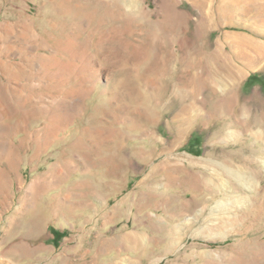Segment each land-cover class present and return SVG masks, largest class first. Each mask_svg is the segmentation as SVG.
<instances>
[{
	"label": "rangeland",
	"instance_id": "374dc122",
	"mask_svg": "<svg viewBox=\"0 0 264 264\" xmlns=\"http://www.w3.org/2000/svg\"><path fill=\"white\" fill-rule=\"evenodd\" d=\"M65 1L0 0V264H108L115 221L142 238L124 242L123 264H262L264 153L250 166L234 158L264 149L250 136L264 144V59L250 49L242 64L237 49L264 45L254 12L264 0ZM228 62L242 71L234 92L254 127L220 140L226 118L209 116L232 82ZM193 72L222 85L215 96L201 86L200 112L173 143L194 87L179 78ZM144 213L156 240L148 262L130 253L145 247L130 232ZM178 225L188 237L165 251Z\"/></svg>",
	"mask_w": 264,
	"mask_h": 264
},
{
	"label": "bare ground",
	"instance_id": "6f19581e",
	"mask_svg": "<svg viewBox=\"0 0 264 264\" xmlns=\"http://www.w3.org/2000/svg\"><path fill=\"white\" fill-rule=\"evenodd\" d=\"M66 1H68L71 4H73V3H78V4L82 3L84 5L86 4L87 5L86 7L89 6V7H93L95 9H98V10H103L106 8H108V9L111 8L113 10H117L120 7L119 0H66ZM238 1L243 2L245 0H238ZM253 1H262V0H253ZM258 7H260V9H256L254 11L256 14V17L264 18V5H258ZM111 13H112V10H111ZM111 13H109V14H111ZM203 33H204V30L200 27L195 32L194 36L195 37L200 36ZM198 39H199V37L195 41H197ZM246 40L247 41L240 42L239 45L237 46V49L240 50L238 52V53H240L238 56V59L243 62L242 64L247 65L245 60H247L250 57V54L248 52L250 49H252V51L257 54L256 56L263 57L261 59H264V45L257 43V42H254V41H251L249 39H246ZM244 46H247V47L244 48ZM187 53H188L187 50L181 52V58H183V60H184L183 65H185V66L190 65L191 68H194V70H195V68H197L196 62L188 61L184 57V56H186ZM225 60L227 61L228 59L225 58ZM226 69H225L226 73L231 76L232 82H228L229 87H227L228 88L227 91H223L224 97H217V99L215 101L214 109H213L212 114H211L212 116H209V118H212L213 121L218 120V122L220 120L222 121L223 118H226V121H224L222 123V127L220 128V130L218 132H216L215 134H213L214 139H220V140L221 139L226 140L230 137H234V136H236L235 134H237L240 130H244L245 133L251 132V129L254 127V125H253L254 119L249 121L245 118V116H246L245 113L251 112L252 109L250 107H246V106L241 107L238 104L239 100L236 99L235 92H234V90H236V85L238 84V81L241 79L242 71H241V69L234 66V64H232L230 62H228ZM218 83L221 84L222 82H220L219 80L214 78V75H212L211 73L207 74V76H198L195 74V72H193L192 76L189 79L183 78V77L179 78L178 84H180L182 86H194V87L189 88V90L186 88V90L183 91L182 94H184V92H185L184 96L187 98L186 103H184L180 107V109L177 110L178 112L176 111L177 113H176L175 117L173 116L174 118L172 119V121L174 120L173 122H174V124H176V134H175L176 136H175L173 143H180L181 141L184 140V137L186 136V134L188 132L187 130L189 128L188 127L189 124H192L191 122L194 121L193 120L194 117L198 116V114L200 112V108H201L197 105L199 92H201V90L204 87H210V89H211L210 93L212 92L211 95L213 94V96H215L217 94V91L214 89V86L217 85ZM201 86H204V87L201 89ZM257 118H259V120H257L259 123H261L264 120V116L262 113H260V115H258ZM191 127H192V125H191ZM232 127L235 128L237 131L236 132L232 131L231 130ZM255 132H256L255 134L250 135L251 138L253 140H255L256 142H260L264 147V144L261 142V140H262V135L260 134L261 132H258V133H257V131H255ZM49 137H51V136H49ZM210 137H209V139H210ZM247 151L250 153V155L248 157H245V158L243 157L244 155L240 156L239 154L234 153V154H236V157L234 158V160H239L240 162L247 164V166H250L254 163L255 158L257 156L264 153V149L260 150L257 147L253 150L248 148L246 150V152ZM230 163L232 164L233 162L230 161ZM185 203L186 202L183 203L185 206H181V207H184V208L189 207V205L185 204ZM175 210H179V204H177L173 208L172 211L175 212ZM182 212H183V210H182ZM122 238L125 239L126 241L131 242V243L134 242L135 245H137V246H139V244L141 243V240H142L140 235H137L134 233H126L125 235L122 236ZM263 260H264V258H263ZM263 263H264V261H263ZM254 264H261V263L255 262Z\"/></svg>",
	"mask_w": 264,
	"mask_h": 264
},
{
	"label": "crops",
	"instance_id": "0c3cea01",
	"mask_svg": "<svg viewBox=\"0 0 264 264\" xmlns=\"http://www.w3.org/2000/svg\"><path fill=\"white\" fill-rule=\"evenodd\" d=\"M142 212V211H140ZM114 217L115 219L118 218L117 216V213L115 212L114 213ZM141 217V216H140ZM142 217L146 218L147 220H145V222L142 224L140 223L138 226H140V229L134 227L130 232H137L139 234H143L146 236V243L144 244L145 247H142L141 249L138 250V248L136 250H130V253L131 254H136L135 251H138L139 253V256H146V261L148 262V259H150L149 257H152L151 255L153 254L152 250H153V247L151 248L150 247V244H154L155 243V238L152 237L150 235V230L152 229L153 227V222L154 220H151L149 221V218H148V213L145 215L142 214ZM116 223H114V230H113V235L110 236L107 240V245H106V249L105 251L107 252V261H108V264H123V258H122V253H123V244L124 242H126L127 244H132L131 242H128V241H124V239L122 238L123 235H125L126 233H129L127 231L124 232V228H119L117 225V221H115ZM118 223H120V218L118 219ZM184 225H178V226H175L174 228L172 227L171 229V232L167 235H165V240H164V244H165V247H164V250L165 251H175V250H179L180 249V244L182 242V240H184L185 237H188V231L186 232V226L183 227ZM193 234V233H192ZM120 237V238H119ZM170 240V241H169ZM111 244H114V248L111 247ZM143 245V244H142ZM141 247V246H140ZM148 248V252H150V254H146L144 253L145 249ZM134 249V248H133ZM152 261H149L148 263L146 264H154V263H151ZM139 264H145L144 261H139L138 262Z\"/></svg>",
	"mask_w": 264,
	"mask_h": 264
},
{
	"label": "trees",
	"instance_id": "16d2710c",
	"mask_svg": "<svg viewBox=\"0 0 264 264\" xmlns=\"http://www.w3.org/2000/svg\"><path fill=\"white\" fill-rule=\"evenodd\" d=\"M51 231L54 233L55 235V242L57 243L59 241V239L62 237V234L57 232L54 228L51 229Z\"/></svg>",
	"mask_w": 264,
	"mask_h": 264
}]
</instances>
